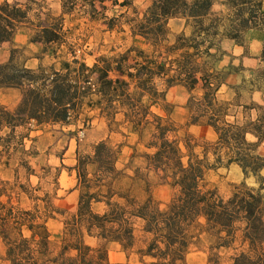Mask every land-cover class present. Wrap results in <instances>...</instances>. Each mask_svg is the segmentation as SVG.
<instances>
[{"label":"trees","instance_id":"obj_1","mask_svg":"<svg viewBox=\"0 0 264 264\" xmlns=\"http://www.w3.org/2000/svg\"><path fill=\"white\" fill-rule=\"evenodd\" d=\"M77 1L61 0L60 16L48 13L42 18L36 13L33 20L28 2H0V45L10 41L22 26L30 25V41L40 44L42 54L58 63L57 68L55 64L28 68L12 57L0 64V88L21 94L13 110L0 104V167L8 168L14 156L26 153L23 139L28 135H16L18 129L63 127L78 120L85 125L84 112L98 109L111 123L122 113L140 136L149 131V152L141 155L145 169L166 182L173 195L161 209L151 196L140 203L129 192L115 189L121 176L116 168L119 149L108 140L100 141L91 147V154H77L72 168L79 189L77 208L64 223L59 251L53 255L46 222L57 208L49 200L42 208L36 204L31 210L18 209L10 202L11 195H6L8 183L0 181V239L7 262L111 264L106 244L132 245V220L138 219L151 236L143 251L151 259L149 264H186L195 225L214 232L219 247L224 248L231 247L236 234L241 233L243 249L231 264H264V156L259 153L264 145V104L220 100L218 91L225 79L212 66L221 53L222 39L239 43L249 30L263 34L260 58L264 62L262 0H225L224 16L212 13L214 0H152L142 15L131 0H110L121 10L131 11L132 16L122 17L131 35L142 38L148 49L129 48L98 57L91 65L80 60L76 49L66 43L68 32L62 29L63 16L71 15ZM96 1L81 0L91 16L97 12ZM170 21H181L183 28L167 44ZM175 85L189 93L185 105L188 124L210 128L213 141L199 145L189 135L176 137L172 107L164 99ZM196 90L199 95L194 94ZM152 107H160L164 115L153 112ZM236 107L240 111H235ZM20 165L28 176L32 173L21 158ZM230 165L240 168L244 180L255 179L257 187L242 182L228 198L219 196L216 188L209 187L206 175ZM21 193L18 190L16 194ZM98 203L107 207L102 214L93 210ZM86 239L102 244L92 247Z\"/></svg>","mask_w":264,"mask_h":264},{"label":"rangeland","instance_id":"obj_2","mask_svg":"<svg viewBox=\"0 0 264 264\" xmlns=\"http://www.w3.org/2000/svg\"><path fill=\"white\" fill-rule=\"evenodd\" d=\"M7 1L28 2L31 20L36 13H40L42 18L48 13L52 17H58L62 13L61 0ZM131 1L139 15H142L152 2ZM224 1L214 0L211 10L214 15L226 14ZM262 3L264 11V0ZM81 4V0H78L71 15L63 16L62 28L64 32H68L66 43L76 49V55L80 60L91 65L98 57L111 56L129 48L148 49L142 38L131 35L125 18L132 16L131 11L125 12L124 8L121 10L118 6L112 5L110 0H99L95 2L97 12L91 16L86 12L88 8L82 7ZM123 14L125 17H122ZM108 25L113 26V29H109ZM182 28L181 21H170L167 44L174 41V37ZM31 36V26L24 25L10 41L2 43L0 64L8 62L13 57L15 62L23 63L28 68H36L40 64L45 67L55 64L57 68V60H53L49 54L43 55L42 46L32 43ZM262 40L263 34L257 30L245 32L239 43L229 39L221 40V53L217 54V59L212 65L213 70L220 72L221 77L225 79V84L218 91L220 100L239 105H248L251 102L264 104V62L260 58ZM67 58L70 59V55ZM194 94L199 95L200 91L196 90ZM20 97L21 94L16 89L0 88V104L10 110L16 107ZM188 97V91L181 85L169 88L164 96L165 102L172 107L170 117L177 128L176 137L180 139L189 135L199 145L205 141H213L215 136L210 128L188 124V111L185 107ZM234 110L240 111V108L236 107ZM152 111L164 115L160 107H152ZM84 113L88 119L85 125L82 124V120H78L63 127L31 126V131L18 129L16 135H28L23 139L26 153L23 156L21 154L14 156L8 168L0 167V181L8 183L6 195H11L10 202L13 206L21 210H31L36 204L42 208L45 201L51 200L57 208V212L46 222L52 235L50 250L53 255L59 251L64 223L72 218L77 208L79 189L76 186L75 172L72 170L77 154H91V147L94 144L108 140L111 146L119 149L116 168L121 172V176L115 182V189L118 191L129 192L130 197L140 203L151 196L160 203L161 209L173 195V189L166 182L145 169L141 155L149 152L146 148L149 131L140 136L125 121L122 113L117 114L112 123L106 116L101 115L98 109L87 110ZM228 119L233 120L231 117ZM199 151L200 148L197 147L196 152ZM259 153L264 156V145L259 148ZM20 158L31 168L32 173L29 176L20 165ZM262 176L264 177V171ZM206 182L209 187L216 188L218 195L224 199L228 198L234 187L242 182H245L247 187H257L255 179L244 180L240 168L236 165L210 170L206 175ZM18 185H22L23 188H18ZM18 190L22 191L20 195L16 194ZM262 192L264 193V189ZM93 210L102 214L107 207L103 203H98L93 205ZM132 224L134 229L132 245L124 248L114 242L106 244L111 264L151 262L149 257L143 255L151 236L143 231V223L140 220L133 219ZM191 235V245L185 258L186 264H231L234 255L243 249L240 232L236 234L231 247L227 248L219 247L216 234L204 226L195 225L191 229ZM86 242L92 247L102 244L95 239H86ZM0 264H9L1 239Z\"/></svg>","mask_w":264,"mask_h":264}]
</instances>
